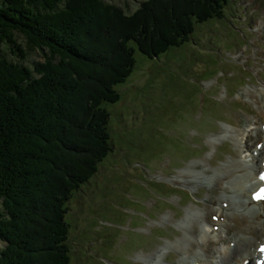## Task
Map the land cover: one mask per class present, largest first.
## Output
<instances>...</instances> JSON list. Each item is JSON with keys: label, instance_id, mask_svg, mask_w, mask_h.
I'll return each instance as SVG.
<instances>
[{"label": "rangeland", "instance_id": "1", "mask_svg": "<svg viewBox=\"0 0 264 264\" xmlns=\"http://www.w3.org/2000/svg\"><path fill=\"white\" fill-rule=\"evenodd\" d=\"M106 1L125 15L144 2ZM17 42L25 45L22 38ZM2 53L14 59L0 43ZM134 60L131 75L115 87L119 102L104 105L112 152L68 204L70 264H174L202 253L201 231L209 225L199 216L215 206L216 188L228 197L222 181L229 178L216 175L211 188L206 176L245 150L248 119L263 123L246 90L264 86V0H229L223 19L198 25L188 43L153 59L134 47ZM39 61L29 52L25 64ZM230 132H237V144Z\"/></svg>", "mask_w": 264, "mask_h": 264}, {"label": "trees", "instance_id": "2", "mask_svg": "<svg viewBox=\"0 0 264 264\" xmlns=\"http://www.w3.org/2000/svg\"><path fill=\"white\" fill-rule=\"evenodd\" d=\"M228 2L144 0L125 15L106 0H0L14 57L0 54V264H70L68 204L112 152L104 105L119 102L134 47L159 58Z\"/></svg>", "mask_w": 264, "mask_h": 264}, {"label": "bare ground", "instance_id": "3", "mask_svg": "<svg viewBox=\"0 0 264 264\" xmlns=\"http://www.w3.org/2000/svg\"><path fill=\"white\" fill-rule=\"evenodd\" d=\"M246 91V95L251 100H253L256 105L259 103L258 99L260 96L263 97L264 95V87L259 91ZM261 105L262 104L258 105V115L259 117H262L263 123L260 128L254 131L250 130L246 135V139L248 141H252V144H246L244 146V149L249 153L250 158L248 161H246L247 166H244L241 162L234 160L239 156V153L235 152L234 156L232 157L233 160H227L224 165L216 168L215 171L210 169L212 171L211 172L209 170V176L211 180L210 185L214 182V177L216 175L219 178L229 175L228 179L222 181V184L224 183V187L227 189L226 194H228V197L226 199L221 198L222 193L218 188H216V192L219 194L214 198L215 206H212L211 211H209V209L204 211L203 208V213L199 216L201 222L204 223L208 222V212H213V214L217 217V221L208 222L211 228L210 235L206 234V230L205 232L201 231V237L203 238H201V244L203 249L200 251H202V253L199 255H192L190 258L181 256L182 254H179L178 256H181V259L176 260L177 262L174 264H191L195 262L199 264H254V257L258 256V254L255 253V249L258 247L259 241L264 238V198L257 200L252 195V193L256 191V187L260 185L256 180V175L257 169L260 167L259 163L264 157V105L263 108ZM249 124H252V119L247 120L246 126L248 127ZM235 133L237 132H234V134H231L230 132L228 138H231L237 144L236 137L238 135ZM258 140L261 142L263 141V146H261V150L259 149L260 151L257 150V147L255 146ZM187 176L188 175H184L183 177ZM194 182L196 185L202 184H198L199 181ZM233 183H236V185L233 186ZM212 186L213 185H211V188ZM229 218H232L234 224L228 220ZM230 231H232V235L230 234ZM223 238H225V240H223ZM214 239H218V241L216 240V244L218 242L223 243V245H226V248H214L216 251H210V245ZM195 245L196 244L190 245L189 251L186 253L194 251L192 249Z\"/></svg>", "mask_w": 264, "mask_h": 264}, {"label": "snow or ice", "instance_id": "4", "mask_svg": "<svg viewBox=\"0 0 264 264\" xmlns=\"http://www.w3.org/2000/svg\"><path fill=\"white\" fill-rule=\"evenodd\" d=\"M260 179L264 180V174H261ZM262 191H264V189H262ZM262 198H264V197H262ZM261 250L264 251V248H262Z\"/></svg>", "mask_w": 264, "mask_h": 264}]
</instances>
